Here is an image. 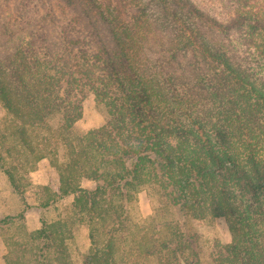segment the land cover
<instances>
[{
  "label": "trees",
  "instance_id": "trees-1",
  "mask_svg": "<svg viewBox=\"0 0 264 264\" xmlns=\"http://www.w3.org/2000/svg\"><path fill=\"white\" fill-rule=\"evenodd\" d=\"M34 1L0 0L5 154L19 157L8 167L0 154V169L12 189L24 198L14 171L49 161L56 188L40 208L73 196L71 210L90 241L83 264H119L128 205L146 185L166 191L184 216L226 220L231 242L217 264H264V214L256 203L264 191V89L227 41L244 29L250 37L242 56L252 49L264 58V5L237 3L221 22L195 0ZM190 79L245 91L246 123L232 117L225 92L220 128L205 134L206 109L179 90ZM87 92L108 119L78 134L73 125ZM82 180L94 189H83ZM243 198L250 204L243 207ZM158 220L139 226L132 264H189L183 225Z\"/></svg>",
  "mask_w": 264,
  "mask_h": 264
},
{
  "label": "rangeland",
  "instance_id": "rangeland-1",
  "mask_svg": "<svg viewBox=\"0 0 264 264\" xmlns=\"http://www.w3.org/2000/svg\"><path fill=\"white\" fill-rule=\"evenodd\" d=\"M195 1L221 22L228 18L237 3L241 2L257 9L264 5V0H249L248 3L239 0ZM31 2L35 4L34 0ZM247 34L244 29L232 32L227 41L235 47L239 60L247 68L251 78L256 80L259 88L264 89V58L258 56L252 49L247 56H242L243 50L249 46L250 36ZM104 40L110 47L111 42L105 33ZM179 90L196 96L199 104L206 109L205 119L201 122L205 134H216L214 130L220 128L222 123L219 115L224 114L223 110L226 109L221 99L223 94L227 93L226 87H218L216 82L214 84L204 82L197 86V83L190 79L186 91L180 87ZM198 94L205 96L206 99ZM227 94L233 103L230 109L234 114L232 117H239L238 121L246 123L243 109L240 108L246 102L243 97L245 91ZM107 119L105 107L96 103L93 95L87 92L82 103V116L74 123L73 131L78 134L86 133L101 127ZM9 121V116L0 106V154L6 159V166L11 167L18 163L19 157L15 158L14 151L9 159L5 154L6 146L11 145L8 137L6 139L8 135L6 127ZM14 172L15 182L24 198L12 189L7 177L0 169V219L7 218L0 224V241L5 248V264H43V262L44 264H83L90 241L88 228L77 221L71 210L73 196L56 200L44 209L40 208L42 203L53 198V189L56 188V184H49L50 179L54 177L49 161L38 162L30 172H27L25 166ZM80 185L86 190H93L95 187L94 182L88 180H82ZM46 186L50 187V191L46 189ZM169 198L172 196L168 197L166 191L146 185L139 189L130 200L127 209L128 230L125 233H129V237L127 236L126 240L119 244L117 253L119 264H132L136 261L137 231L139 226L150 222L148 220L154 216L159 218V222L183 225L181 230L190 239L185 250L189 264H217L216 261L225 257L224 246L231 242L226 220L223 217L210 216L197 220L184 216L178 206L172 205ZM246 198L250 201L253 199L251 196ZM246 198L241 199L243 207L250 204ZM115 201L117 206V200ZM256 203L264 214L263 190L257 193ZM111 226L112 224L108 228ZM41 229L50 232L52 237L45 239L46 234L38 233ZM142 263L143 260H140V264ZM150 264H157V262Z\"/></svg>",
  "mask_w": 264,
  "mask_h": 264
},
{
  "label": "crops",
  "instance_id": "crops-1",
  "mask_svg": "<svg viewBox=\"0 0 264 264\" xmlns=\"http://www.w3.org/2000/svg\"><path fill=\"white\" fill-rule=\"evenodd\" d=\"M4 255H5V248L2 242L0 241V264H5Z\"/></svg>",
  "mask_w": 264,
  "mask_h": 264
}]
</instances>
